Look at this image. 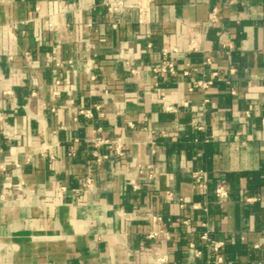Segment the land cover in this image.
Segmentation results:
<instances>
[{"label": "crops", "instance_id": "1", "mask_svg": "<svg viewBox=\"0 0 264 264\" xmlns=\"http://www.w3.org/2000/svg\"><path fill=\"white\" fill-rule=\"evenodd\" d=\"M106 1L0 0V264H264V0Z\"/></svg>", "mask_w": 264, "mask_h": 264}, {"label": "built area", "instance_id": "2", "mask_svg": "<svg viewBox=\"0 0 264 264\" xmlns=\"http://www.w3.org/2000/svg\"><path fill=\"white\" fill-rule=\"evenodd\" d=\"M152 0H135L134 3H130L128 2V0H113V1H106L104 2V4L107 7V12L109 13H115V12H121L124 8H127L129 6H135L140 13L141 19L142 21H148V6H149V2H151ZM217 12L216 9L214 8L211 11V19L213 21L217 20ZM118 22H114L112 24L113 28H117ZM206 62L209 63V58L206 59ZM167 68L169 70H172V65L170 63H167ZM213 84L212 79H208V80H199L196 82L195 86L199 87L203 90H207L211 85ZM207 99H204V101H206ZM87 115V114H86ZM95 144L97 146L100 145H106L107 147H109L110 149H112L114 151V153L116 154H122V141L120 137L117 138H112V139H108V138H103V137H96L95 138ZM96 160L97 162H99L103 157H106V155L104 156H96ZM1 168H3L2 166H0ZM194 179L199 182L202 179H204V176H202V174H200V172H194L193 174ZM83 186L86 189H91L92 187V178L91 177H87L84 180ZM217 197L219 198L220 201H223L225 198H227V192L226 190L222 187V186H218L215 190ZM169 196L172 197V193L171 192H167ZM158 219L157 216H152V220L156 221ZM159 235V231H155L152 230L148 233V237L150 238H154L156 239ZM214 243V248L217 249L221 244L219 242H213ZM156 260L158 262H161L164 260V258L162 257H157Z\"/></svg>", "mask_w": 264, "mask_h": 264}]
</instances>
